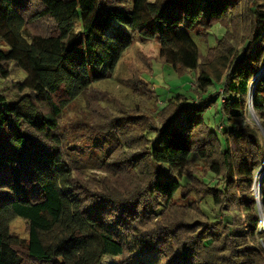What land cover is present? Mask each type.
<instances>
[{
    "label": "trees",
    "instance_id": "1",
    "mask_svg": "<svg viewBox=\"0 0 264 264\" xmlns=\"http://www.w3.org/2000/svg\"><path fill=\"white\" fill-rule=\"evenodd\" d=\"M207 2L204 15L196 0H132L130 9L0 0L10 46L0 49V78L10 63L25 72L0 90L14 93L0 92V264H104L105 255L144 264L157 252L155 264H264V176L262 214L253 191L264 147L249 120L251 101L264 130V0ZM112 20L124 27L108 33ZM217 27L223 35L203 54L193 33L207 42ZM137 34L158 38L156 59L194 74L199 101L178 94L160 105L150 61L133 80L154 113L98 101L70 135L65 109L114 73ZM231 203L240 225L226 210L217 217ZM209 204L214 216L202 211ZM19 217L26 237L10 230Z\"/></svg>",
    "mask_w": 264,
    "mask_h": 264
},
{
    "label": "rangeland",
    "instance_id": "2",
    "mask_svg": "<svg viewBox=\"0 0 264 264\" xmlns=\"http://www.w3.org/2000/svg\"><path fill=\"white\" fill-rule=\"evenodd\" d=\"M154 1V0H151ZM201 4L203 8L204 15L208 12V2L207 0H196ZM103 7H120L123 9H130L132 0H102ZM45 28V25H43ZM118 27H124L116 20L110 22L107 32L111 33ZM224 31L222 28L217 27L211 29L208 41L206 42L203 38L195 36L193 33L194 39L197 41L203 54L207 53L208 47H214L217 43V39L223 35ZM10 48L9 44L2 38H0V49L8 51ZM160 48V42L158 38L155 39H145L142 40L137 34L133 44L125 51L123 57L118 63L117 68L114 73L106 80L97 82L89 89V92L86 93L83 97L77 98L72 104H70L63 113L60 124L63 129H65L70 135L74 134L72 131V126L75 128L78 126V120L85 118L91 114V109L100 107V105L109 108L111 111L116 112L118 104L135 107L139 105L141 109L148 113H154L156 111L155 106L153 105V100L148 99L151 95L147 93L145 95L142 85V96L138 95L139 93L135 90L136 82L133 80L135 73H142L147 70L149 63L151 61L150 70L151 72L145 73V77L149 81V88L155 92L156 97L159 100V104H165L170 98L183 94L189 97L190 103H197L199 101V96L195 95L194 90L191 87H195V80L193 73L179 74L172 65L156 59L158 56ZM9 75L6 79L0 78V90L8 89V87L16 82L21 80L25 76V72L16 68L12 63L9 65ZM135 82V83H134ZM135 85V86H134ZM210 90L215 92L217 97L221 98L222 89L210 87ZM211 91V92H212ZM5 93L3 91H0ZM98 92V93H97ZM8 97H13L14 93L12 91H7L5 93ZM142 97H146V100L142 103ZM249 112V120L258 126L259 137L263 141L262 145L264 147V130L258 125V117L253 112V106L251 101ZM87 171H91L87 169ZM97 174L102 172L96 169L92 170ZM262 171V172H261ZM258 175V176H257ZM264 176V157L260 167L254 172V182H253V191L256 196V199L261 200V180ZM194 198H190L188 201H192ZM209 206H203V212L206 215L214 216V212L210 210ZM230 213L235 224H241L243 218H241L242 211L239 210L237 204H228L224 207V210L219 211L217 217L223 219L222 211ZM191 215L195 218H205L206 215L203 212L193 210ZM243 215V214H242ZM264 229V225L260 226ZM10 230L13 234L21 237H26V223L23 218H17L10 227ZM161 253L157 252L145 259L144 264H155L158 262ZM121 259L118 256H108L105 255L103 258L104 264L120 263Z\"/></svg>",
    "mask_w": 264,
    "mask_h": 264
},
{
    "label": "water",
    "instance_id": "3",
    "mask_svg": "<svg viewBox=\"0 0 264 264\" xmlns=\"http://www.w3.org/2000/svg\"><path fill=\"white\" fill-rule=\"evenodd\" d=\"M261 71H262V72L264 71V67L262 68ZM253 112H254V110H253ZM254 113H255V112H254ZM258 125L261 127L259 121H258ZM257 204H258V209H259L260 213L262 214V213H263V210H262V204H261V200H260V199H257Z\"/></svg>",
    "mask_w": 264,
    "mask_h": 264
},
{
    "label": "built area",
    "instance_id": "4",
    "mask_svg": "<svg viewBox=\"0 0 264 264\" xmlns=\"http://www.w3.org/2000/svg\"><path fill=\"white\" fill-rule=\"evenodd\" d=\"M261 224H263V225H264V221H263Z\"/></svg>",
    "mask_w": 264,
    "mask_h": 264
},
{
    "label": "bare ground",
    "instance_id": "5",
    "mask_svg": "<svg viewBox=\"0 0 264 264\" xmlns=\"http://www.w3.org/2000/svg\"><path fill=\"white\" fill-rule=\"evenodd\" d=\"M262 172V171H261ZM258 176V175H257Z\"/></svg>",
    "mask_w": 264,
    "mask_h": 264
}]
</instances>
